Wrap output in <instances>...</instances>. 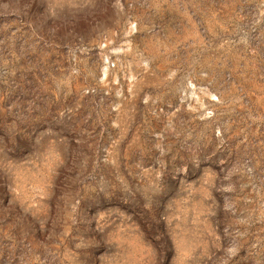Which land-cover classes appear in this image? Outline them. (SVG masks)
<instances>
[{
  "label": "rangeland",
  "instance_id": "rangeland-1",
  "mask_svg": "<svg viewBox=\"0 0 264 264\" xmlns=\"http://www.w3.org/2000/svg\"><path fill=\"white\" fill-rule=\"evenodd\" d=\"M0 264H264V0H0Z\"/></svg>",
  "mask_w": 264,
  "mask_h": 264
}]
</instances>
